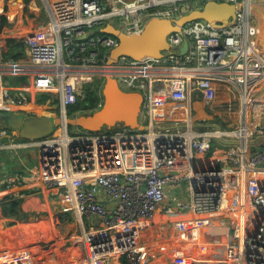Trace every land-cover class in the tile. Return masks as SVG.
<instances>
[{
	"label": "built area",
	"instance_id": "2783aa9c",
	"mask_svg": "<svg viewBox=\"0 0 264 264\" xmlns=\"http://www.w3.org/2000/svg\"><path fill=\"white\" fill-rule=\"evenodd\" d=\"M47 1L48 20L20 35L26 56L5 58L0 38V113L26 115L28 97L43 92L50 95L48 102L58 96L66 114L85 96L86 86L110 75L126 90L143 93L148 126L144 131L119 124L98 132H70L62 124L57 133L37 138L0 126V157L13 159L35 148L38 161L7 170L0 184L31 185L36 193L57 198L62 211L75 214L79 223L88 219L80 245L83 264H151L148 228L163 203L168 213L193 215L176 221L179 231L229 221L223 264H264V145L254 146L256 150L249 145L255 137L264 138V49L251 8L255 0H223L238 6L232 23L215 26L199 19L184 25L168 36L170 47L161 58L123 55L113 64L108 58L118 41L98 28L116 21L122 30L140 33L152 17L178 18L192 0ZM5 4L2 15L9 20L11 2ZM186 40L189 47L182 54ZM18 76L27 82L15 86L7 80ZM216 81L239 92L242 115L236 129L196 130L189 112L180 128L172 110L174 123L160 125L157 108L163 102H189L191 112L195 98H214ZM259 102L261 118L256 121L251 116ZM218 137L241 144L228 145L224 156L214 157L210 152ZM32 253L27 247L0 246V264H26Z\"/></svg>",
	"mask_w": 264,
	"mask_h": 264
},
{
	"label": "crops",
	"instance_id": "0c3cea01",
	"mask_svg": "<svg viewBox=\"0 0 264 264\" xmlns=\"http://www.w3.org/2000/svg\"><path fill=\"white\" fill-rule=\"evenodd\" d=\"M203 1L204 0H197L195 2L196 7H200ZM4 5L6 4L4 3ZM15 5L17 4H15V2L13 1L9 6V21L11 24L5 26L2 30L3 34L6 37L0 36V38H3L4 45L6 44L8 38L19 40L20 35L23 32H27L26 30L31 29V26L27 27L28 25L25 24V22H30L31 25L30 19H37L36 17H38L39 19L38 22H36L38 23V25L42 22L39 17L41 15V8L36 4L35 0L30 4V12L32 14L29 11L27 12V14H25L26 16L28 15V21H25L24 12L21 11L20 15L19 13H16L19 7L17 5V7L15 8ZM2 10L3 3L2 0H0V21ZM110 22H113L118 26V23L116 21ZM8 26H11L12 28L9 29ZM195 100L197 99L195 98L194 101ZM192 105L191 112H193ZM26 108L28 110L30 109L29 107ZM157 109L161 110V116H163L164 118V120L159 118L160 122L168 120L173 121V116L170 115L168 110L171 109L173 112H175L174 118L176 117L182 121L180 122V128H185L186 125V121L183 120L181 116H186L188 112L191 114L189 102L186 101H174L169 99L168 101L163 102ZM261 109L262 103L253 105V114L251 116L253 117V120L256 119V121H258L261 118ZM202 124L205 123L194 122L193 126L196 130H204L202 129ZM255 139L256 137L252 140ZM226 149L227 146L224 147L223 144H217L216 147L212 150V153H214V157H221L224 156ZM27 153L28 152H25V158L22 160V162H24L25 164L27 163L26 167H31L37 164L38 161H36L35 163H31L33 160V158L31 159L32 156L34 158H37V151H35L34 154L33 152L31 153L29 151L31 157H28L26 155ZM11 160L17 161L18 156ZM206 166L210 167L209 162H207ZM5 172L7 173V168L0 162V178ZM28 186L31 185H14L8 187L0 184L1 247H27L32 249L33 254L28 261V264H60V262H64L66 264H74V262L72 261H75V264H83V256L80 254L82 252V248H80L82 241H79L82 240L84 230L89 225V220H80L79 226H82L83 229V231L81 232L82 236L79 237L78 234H76V236L74 237L70 236L69 238H66L68 237L66 236L64 240L70 242L71 245L68 249L61 248V240L63 238V235L61 230L56 226L60 222H57L56 224L54 216H57V214L59 213H64L67 215L70 214L71 216H73L72 213L62 211V202H59L57 198H52L50 196H47L46 194L44 195L43 193H36L34 189ZM28 191H30V193H28ZM175 191L179 196L183 194V190L180 191V189H176ZM8 195L14 196L16 198H21L19 214L17 216L6 215L2 211V199L4 196ZM48 206H50L52 209L50 207L48 209ZM165 207L166 203H163L159 207L157 214L155 215L152 223L148 228V232L150 234L148 242L150 244L151 251L154 254L151 264H171V259L175 260L178 264H183V258L186 259V262L188 264V262H190V257L188 249L183 246L184 231H179L175 223L182 218L192 217L193 215L190 212H180L179 210H175V213H168L164 210ZM46 221L49 223L48 228L44 226L47 223ZM223 224L228 226V234L230 235L231 233L229 221L223 218V220L219 223L221 228ZM51 235H53L54 237H52L51 240H55V238L57 240H55V242L53 243L54 246L51 245L48 250L45 251L43 249L42 242L47 241V239L45 238ZM229 240L230 239H228V241H224V243L213 241V246L210 247L209 251L206 254L202 252L197 254L201 256L200 258H198L201 259L200 263L202 262V264H208V261L217 259L220 254H225L226 244L227 242H229ZM172 242L176 243V247H173L171 245ZM213 247H215V250L213 249ZM208 256L211 257L208 258ZM220 260L222 259H219L218 261L220 262Z\"/></svg>",
	"mask_w": 264,
	"mask_h": 264
},
{
	"label": "water",
	"instance_id": "95a60500",
	"mask_svg": "<svg viewBox=\"0 0 264 264\" xmlns=\"http://www.w3.org/2000/svg\"><path fill=\"white\" fill-rule=\"evenodd\" d=\"M253 11L256 6H251ZM238 6L223 0H206L198 8H194L177 19L152 17L148 20L140 33H128L114 23H108L97 30L102 34L116 37L117 44L111 50L108 63L113 64L123 55L141 59L144 57L161 58L165 50H169L168 35L182 26L190 24L195 20L203 19L215 26L232 23L237 17ZM189 42L186 40L180 49L182 54L187 52ZM58 98V96H56ZM145 98L141 91L126 90L118 79L106 76L102 84V104L92 112L78 113L72 116L60 114L52 116H26L16 113H2V118L13 129H19L28 138H37L50 135L58 125L67 128L75 126L84 130L98 132L106 128H113L119 124L130 129L146 130L147 124L142 120L141 113ZM65 123V124H64ZM202 128H220L213 123L202 124ZM226 145H239V140H228L223 137L217 139ZM250 146L264 145V138L249 141Z\"/></svg>",
	"mask_w": 264,
	"mask_h": 264
},
{
	"label": "rangeland",
	"instance_id": "374dc122",
	"mask_svg": "<svg viewBox=\"0 0 264 264\" xmlns=\"http://www.w3.org/2000/svg\"><path fill=\"white\" fill-rule=\"evenodd\" d=\"M13 1L19 7V9H18V11L16 13H19V15H20L21 14V11L24 12L25 21H28L29 20L28 15L26 16L25 14H27L28 11L30 12V4L34 0H30V2L27 3V4L24 3V0H13ZM13 1H11V4H12ZM35 1H36V4L41 8V15L39 16L40 19L43 22L44 21L46 22L48 20L49 16H50V12H49V8H48V1L47 0H35ZM196 1L195 0H192L191 2H185V12L190 11L191 8H193L194 6L196 7V5H195V2ZM2 2L4 4V3H7L8 1L2 0ZM253 4L256 5V8L254 10L255 11L256 19L259 21V23L261 25V37L260 38H262V39L259 40V42H260V46L264 49V2H262L260 0H255L253 2ZM17 5H15V8L17 7ZM25 8H27V9H25ZM36 18L37 19H30L31 25H30V22H25V24L28 25L27 27H29V26L33 27L36 24H38L36 22H38L39 19H38V17H36ZM8 28L11 29L12 27L11 26L10 27L8 26ZM2 30L3 29L0 30V33H1L0 36L6 37L3 34V31ZM26 31L27 32H30V29H28ZM6 49H7V42L5 44V47L3 48V51H5ZM10 79L11 78H7V80H8L9 83H10ZM222 87L224 88L226 86L222 85ZM237 93H239V92L237 91ZM84 95H85V92L83 90V95L82 96H84ZM196 99L197 100H195L194 103H193V105H192L193 112H191V115H190L191 116V119L194 122H196V123H201V122H204V123H215V124L219 125L221 128L226 129V130H234V129H236L240 125L242 112H241V109H240L241 104L239 102V98H238V95L237 94H236L235 100L231 103V105H229L227 103V100H228L227 99L226 102L223 101L224 104L221 105V106H219V109H218V106L215 104L214 99L212 101H210V103L207 102L203 97H200V98L197 97ZM200 101L201 102H204V106L203 107H200L198 105V102H200ZM223 102H221V103H223ZM39 106H41V107L47 106V108H46L47 110L45 112H40L39 110L37 111V108ZM28 107L30 109L29 110L27 109L25 113H26V115H30V116L31 115H36V116L47 115V116H52V117H58L62 113L61 112V105H60V102H59V98L58 99H56V98L53 99L52 102H48L46 100L45 104H38V103L29 104ZM201 110L203 111V113L201 112ZM92 111H94V110L93 109L92 110H78L74 114L86 113V112H92ZM168 111H171V109L168 110ZM192 114H193V116H192ZM161 115H162L161 110L158 109V118L164 120L163 116H161ZM141 118L144 121L143 117H141ZM181 118L187 122L188 115L181 116ZM180 122H182V121L180 120ZM173 123L174 122L172 120H168V121H162V122H160V125H164V124L165 125H172ZM6 125H7V122L5 121V119L2 118V117H0V126H6ZM59 128L57 126L55 128L54 133H57V130ZM80 129H82V128H78V127H75V126H70L69 127L70 132H77ZM82 130H84V129H82ZM15 132L18 134V131L17 130H15ZM256 139H262V138L257 137ZM252 147H254V146H251V148ZM256 147L258 148V147H261V146H256ZM29 151L31 153L33 152V154H34V152L36 150H35V148H33V149H30ZM29 151L26 154L28 157H30ZM32 158H33V160H32L31 163H35L37 161L36 158H34L33 156H32ZM172 165H174V164H172ZM49 207L50 206H48L47 208L49 209ZM72 215H73L72 216L73 217V221H71V222H63V221H61L59 224H57L58 220H56L55 219V216H54V219H55L56 224H57V225L56 224L55 225L61 230L62 235H63V238L61 240V248H65V249L67 248L68 249L70 247V245H71L70 242H68L67 240H64V238L66 236H68L66 238H69L70 236H73L74 237V236H76V234H78L79 237L82 236L81 235V232L83 231L82 226H79V222H77L76 215L73 214V213H72ZM94 222H95V220L92 221V223H94ZM44 226L46 228H48L49 227V223L47 222ZM49 237H50V239H49ZM49 237L45 238V239H47V241L42 242V246H43V249L45 251H47L48 248L51 245L54 246L53 243L55 242V240H57L56 238H55V240H51V238L53 237V235H51ZM79 242H81V240ZM183 244H184V242H183ZM171 245L173 247H176V243L175 242H172ZM183 246L186 248L185 244ZM213 249L215 250V247H213ZM182 263L183 264H187L186 259L183 258L182 259ZM26 264H28V262ZM216 264H223V262H218Z\"/></svg>",
	"mask_w": 264,
	"mask_h": 264
},
{
	"label": "trees",
	"instance_id": "16d2710c",
	"mask_svg": "<svg viewBox=\"0 0 264 264\" xmlns=\"http://www.w3.org/2000/svg\"><path fill=\"white\" fill-rule=\"evenodd\" d=\"M10 3L13 0H5ZM30 0H24V3H29ZM3 3V2H2ZM4 8V4H3ZM27 9V8H25ZM8 10V6H6L5 11ZM3 12V10H2ZM10 21L8 20V17L6 14L1 15V21H0V28L3 29L5 26L10 25ZM26 56V43H24L22 40H15V39H7V49L4 51V57L7 59H20ZM27 82V77L25 76H18V77H11L10 84L11 85H19L21 83ZM86 94L83 98L80 97L78 100V103L72 106H69L67 109L68 115L72 116L74 113L78 110H96L100 107V103L102 100V93H101V80L96 79L93 83L86 86ZM48 93L38 92L34 93L33 96L28 97L29 104H45L47 98H49ZM58 99V98H56ZM0 117H2V113H0ZM107 129V128H106ZM219 144V142H216ZM253 150H256L257 148L253 147ZM212 153V151L210 152ZM31 157V156H30ZM25 158V155L18 156V160L14 161L11 160V158L4 160L2 157H0V162L2 165H5L7 167V170L9 171H16V170H22L26 168V164L22 162V160ZM32 159V157H31ZM18 166V167H16ZM30 193V191H28ZM20 200L21 198H16L14 196H4L2 199V211L6 215H18L19 209H20ZM59 220L58 222H71L73 221V217L69 214L59 213ZM224 256V255H223ZM223 256H219L217 259H214L212 261H208V264H216L219 259H222ZM190 261L195 260L197 258H200V255H197L195 253L189 252ZM171 262H176L175 260L171 259ZM173 264V263H172ZM175 264V263H174Z\"/></svg>",
	"mask_w": 264,
	"mask_h": 264
},
{
	"label": "bare ground",
	"instance_id": "6f19581e",
	"mask_svg": "<svg viewBox=\"0 0 264 264\" xmlns=\"http://www.w3.org/2000/svg\"><path fill=\"white\" fill-rule=\"evenodd\" d=\"M163 18H165V17H163ZM213 84H214V86H216V91H215L213 99H214L215 104L218 106V109H219V106L223 105L227 99H228L227 102L231 101V103H232L236 98V94L239 95L237 93L238 90L236 88L232 89V88H230V87H228V86H226V85H224L218 81L214 82ZM222 85H224L226 87L223 88ZM258 101H261L260 97H258ZM221 102H223V103H221ZM209 103H210V101H209ZM231 103H228V104H231ZM198 105L200 107H203L204 102L200 101V102H198ZM46 108H47V106H45V107L39 106L37 108V111L39 110L40 112H45L47 110ZM201 112L203 113L202 110H201ZM250 112H251V109H250ZM248 120H250V114L248 115ZM58 130H61V128H59ZM228 239H229L228 226L223 224L222 228H221V226L218 223L211 222L210 225L202 224V225L197 226V229L185 230L183 242H184V244H186L185 246L189 252L199 254V253H201L200 248L205 249V251H209L210 247L213 246V241L214 242L219 241L221 243H224V241H228ZM225 254H226V251H225ZM225 254L224 253L220 254V256H223ZM210 257L211 256H208V258H210ZM72 262L75 263V261H72ZM60 264H66V263L60 262ZM100 264H103V263L100 262Z\"/></svg>",
	"mask_w": 264,
	"mask_h": 264
},
{
	"label": "clouds",
	"instance_id": "9594fccd",
	"mask_svg": "<svg viewBox=\"0 0 264 264\" xmlns=\"http://www.w3.org/2000/svg\"><path fill=\"white\" fill-rule=\"evenodd\" d=\"M205 1H206V0H205ZM205 1H203V3L201 4V6L204 4ZM190 2H191V1H190ZM194 8H197V7L194 6L193 8H191V10L194 9ZM186 10H187V9H186ZM184 13H186V12L184 11ZM184 13H183V14H184ZM180 16H181V15H180ZM180 16H179V17H180ZM179 17H178V18H179ZM171 19H172V18H171ZM175 19H177V18H175ZM108 23H113V22H108ZM108 23H107V24H108ZM115 25H116V24H115ZM186 25H187V24H186ZM103 27H104V26H103ZM182 27H183V26H182ZM98 29H99V28H98ZM181 29H182V28H181ZM181 29H180V30H181ZM176 31H179V30H176ZM174 32H175V31H174ZM172 33H173V32H172ZM101 34H102V33H101ZM170 34H171V33H170ZM170 34H169V35H170ZM107 35H108V34H107ZM169 35H168V36H169ZM111 36H112V35H111ZM115 38H116V37H115ZM187 41H188V40H187ZM188 42H189V41H188ZM183 45H184V44H183ZM104 81H105V79L103 80V82H101V93H102V84L104 83ZM123 88H124V87H123ZM101 96H102V95H101ZM141 117H143V109H142ZM143 119H144V117H143ZM144 122H145V124H147L146 121H145V119H144ZM210 124H213V123H210ZM122 125H123V124H122ZM117 126H118V125H117ZM147 126H148V125H147ZM161 126H169V125H161ZM115 127H116V126H115ZM113 128H114V127H113ZM113 128H107V129H113ZM202 129L207 130V129H209V128H202ZM134 130H138V129H134ZM140 131H142V130H140ZM228 140H231V139H228ZM218 142H219V144H223V143H221L220 141H218ZM223 146H228V145L223 144Z\"/></svg>",
	"mask_w": 264,
	"mask_h": 264
},
{
	"label": "flooded vegetation",
	"instance_id": "af4514ba",
	"mask_svg": "<svg viewBox=\"0 0 264 264\" xmlns=\"http://www.w3.org/2000/svg\"><path fill=\"white\" fill-rule=\"evenodd\" d=\"M28 116H30V115H28Z\"/></svg>",
	"mask_w": 264,
	"mask_h": 264
}]
</instances>
